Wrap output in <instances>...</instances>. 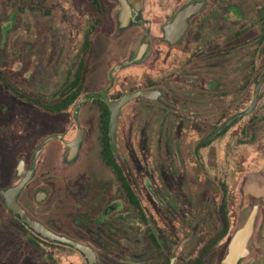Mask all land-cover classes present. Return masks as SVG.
I'll use <instances>...</instances> for the list:
<instances>
[{
  "label": "rangeland",
  "instance_id": "obj_1",
  "mask_svg": "<svg viewBox=\"0 0 264 264\" xmlns=\"http://www.w3.org/2000/svg\"><path fill=\"white\" fill-rule=\"evenodd\" d=\"M98 1L100 11L91 0H0V191L17 185L15 173L19 162L26 159L30 165L33 157L36 175L23 197L24 203L29 202L28 197L30 199L28 212L42 219L55 233L94 248L98 264H169L172 258V264H192L222 233L223 221L219 212L224 200L229 237L212 244L204 258V264H221L227 255L229 238L252 208L254 200L248 201L244 188L248 183L264 187V84L252 114L201 149L198 163L191 153L203 137L219 127L213 125L212 108L225 102L224 93L216 94L204 88L216 82L231 89L238 101L234 111L245 110L252 102L256 82L264 77V0H210L211 7L215 3L233 7V15L229 16L233 22L232 39L237 43L233 50L244 47L242 51H233L231 62L221 60V64L227 66L215 73H206L210 60H202L203 49L199 46H190L191 51L182 56L184 45L170 50L158 44V53L154 52L144 63H125L126 75H143L149 70H167L170 63L165 64L163 60L167 51H171V63L175 65L172 69H185L187 61L193 60L189 53L201 59L197 67L201 73H175V79L169 83L172 88L200 86L199 99H186L182 93L178 96L175 89L169 91V101L177 102L183 98L204 103L197 110L199 124L185 127L189 141L178 142L180 138L174 137L170 129H165L159 138L160 123L150 122L158 111L150 112L141 106L146 99H136L126 107L129 112L135 106L137 108L133 125L125 120V115L120 120L118 149L116 144L115 150H119L124 159L128 157L127 153H134L138 167L142 169L150 163L149 156L154 165H166L174 191L185 202L184 210L181 211L180 206L178 216L164 212L162 217H155L153 225L159 232L165 256L160 259L156 251L148 250L141 242L143 235L130 236L129 225L135 230L141 228L137 218L121 212V215L102 219V211L108 202L106 197L97 195L100 187L96 162L99 147L97 138H93L89 130L81 160L71 170L64 165L62 152H57L52 143L39 154L34 152L47 138L66 134L67 127L68 140L76 133L77 125L71 120L73 112L53 114L29 99L53 103L49 100L72 80L83 58L86 39L89 37L91 44L84 66L90 70L89 76L93 73L88 83L93 87L86 89L82 98L92 90L101 89L102 78L113 67H119V59L125 58L121 53L127 48L131 35L139 31L134 42L136 47L148 32L147 28L134 30L125 34L127 39L116 40L114 37L122 33L117 29L118 20L113 13L116 6L113 0ZM153 14L158 15L156 11ZM153 32L161 34L156 29ZM113 53L119 56L111 61ZM243 65L246 67L242 70ZM116 68L113 72H117ZM186 69L191 71L194 66ZM152 124L154 128H151ZM163 141L167 142V147L161 143ZM182 146L183 149L188 146L191 153L182 151L180 157L178 154L175 157L173 151L181 150ZM84 174L88 175L90 183L85 181ZM40 183H45L47 196L37 202L34 192ZM167 196L168 203L175 205V193L172 191ZM4 202L0 192V264H87L81 254L68 246L43 240L32 244L31 232L17 227V220ZM146 203L151 209L153 203ZM257 218L251 254L242 264H264V195Z\"/></svg>",
  "mask_w": 264,
  "mask_h": 264
},
{
  "label": "flooded vegetation",
  "instance_id": "obj_2",
  "mask_svg": "<svg viewBox=\"0 0 264 264\" xmlns=\"http://www.w3.org/2000/svg\"><path fill=\"white\" fill-rule=\"evenodd\" d=\"M141 2V6L138 10V23L134 24L132 26H129L125 29H120L119 21L117 22V29L122 31L120 35L115 36L114 38L122 39L125 34L128 32L134 31V30H145V28L148 29V39L150 41V45L152 50L150 51V54L148 55V58L151 55H154L158 53L157 45L160 44L164 46L165 48H170V50H173L175 48H179L180 46L184 45L182 50V56L186 52H190V46L198 47L201 50L202 54V60H210L208 61L209 70L206 71V73H215L216 70H220L222 66L226 68L227 64L222 63L221 60L228 62H231V57L233 56V51L235 50H243L244 47H235L233 50V47L237 45L235 41L232 39V29L233 22L231 18L229 17L231 14L233 15V7L231 6H222L217 5V3L214 4V6H210V0H137ZM204 1L203 7L199 12L196 14L190 16L187 19L188 27L186 30V33L183 35V37L179 40V42L175 45H172L167 39H166V32L165 28L167 26H170L174 23L177 14L180 10H182L187 5L194 3V2H202ZM113 3L115 4V8L113 13L116 15V20H118V12H119V4L116 0H113ZM148 4V9H146ZM154 11L158 13V15H154ZM153 14V15H151ZM217 19H220V21L215 22ZM160 22V23H159ZM156 29L161 34H154L153 30ZM139 32V31H137ZM137 32L133 33L132 39L129 41L127 48L124 49V51L121 53L123 54V57L119 59V67H113L107 73V76H104L102 80L100 81V84H102L101 89L92 90L90 93L83 96L81 101L85 98L84 101H78L80 98L75 101L73 104H71L66 110L60 111V112H52L47 110L45 105L47 106H60V103L54 102L51 104H45L41 102V104L34 103V105L38 106L39 108L52 112L53 114H62L67 112H73L72 113V121L74 122L77 128L76 133L73 137V139L68 140L67 136L69 135V128L67 127L64 131L66 134H57L52 137L47 138V143L42 145L41 148L35 153H40L45 149L47 145H50L51 143L54 144L55 150L58 152H62V156H65L64 152L67 149V144L70 143V141H73L79 134V131H81L83 140L80 145L78 155L75 157L74 160L67 163L65 161V158L63 160L64 165H66L69 170L73 169V165H76L79 163L82 157V147L83 143L86 141V136L89 132L92 133L93 138H97V144L99 149L97 150L96 155V162H97V168L99 170V176L98 179H100V187L97 190V195L99 194L102 198L106 197L108 204L102 211V219H107L109 217H115L116 215H121V212L125 214L128 217L131 215L138 219L139 224H141V228L138 230H135L131 225L129 228L130 236L135 237L137 234H141L142 236V243H145L148 246V250H154L156 251L159 259L164 258L162 252V243L159 239V232L155 231V227L153 225V222L155 220V217H162L164 215V212L169 213L172 216H178L179 212L184 210V203L182 199L180 198V195L175 192V188L173 183L170 181V177L167 174V171L165 170L166 165L161 167L153 164V158L149 156L150 163H146V166L138 167L137 164V158L136 155L133 153L131 155V152L127 153L128 157L124 159L122 157V153L119 152V150H115L112 147L111 138H110V117L111 112L108 107V104L106 103L104 98L97 97L98 95L104 93L106 98L110 102H114L119 100L125 93H130L138 90H156L160 92L159 100H146L147 102L140 103L141 106H145V109L147 111L155 110V112L158 111L156 116L153 118L156 125L157 123H160V134L159 138L163 136L164 130L170 129L173 132L174 137H178V142L183 140V142L189 141V136H187L186 133V125H198L200 120V113L197 112V110L200 109L201 104H204L201 101H185L183 98H181L177 102L169 101L170 95L169 91L176 92L179 96L182 93V97L184 96L186 99L187 97H191L192 99H199L200 94L202 93L200 91V86H185V87H175L172 88L169 86L170 81L175 79V73H201V70L198 69L199 67V60L197 59L196 55H191L192 62L190 63L187 61L186 68L189 66H194L193 70H187L185 69H172V66H175L173 63H171L172 55L171 51H167L166 55H164V62L170 63V66L167 70L164 71H153L149 70L146 71V73H143V75H132L131 73H127V67H125V63L129 61L131 58L133 51L135 49L134 42L137 40ZM142 33V32H141ZM142 36V35H141ZM144 37V36H143ZM124 39H127L124 37ZM132 41V42H131ZM235 43V45H234ZM176 49V50H177ZM157 51V52H156ZM126 53V54H125ZM210 53H213L212 55ZM124 54L126 56H124ZM210 54V55H208ZM200 55V54H198ZM119 54L113 53L111 55V61L117 60ZM148 58L146 60H148ZM145 60V61H146ZM245 60V59H244ZM243 62V58L241 59ZM142 64V63H141ZM178 63H176L177 65ZM181 64V63H180ZM221 64V65H220ZM140 65V64H137ZM179 65V64H178ZM115 66V65H114ZM181 67V65H180ZM246 65L242 66L245 68ZM114 68L117 72H113ZM241 70V71H242ZM126 71V72H124ZM121 72V73H118ZM154 73H163V75L154 74ZM170 73V74H169ZM93 74V73H91ZM90 76L86 73L87 80L85 82L82 94L85 92L86 89L89 87H93V85H88ZM159 75V76H158ZM139 76V77H138ZM123 78V79H122ZM195 83V81H194ZM100 85H98L96 88H98ZM121 87V88H120ZM125 89V90H123ZM210 92L214 93H224L225 94V102H219L214 105L212 108V115L214 116V126H221L224 124L228 119L233 117L234 115L244 111V109L235 110L233 108H238L237 106H234L236 104L237 98L233 97L231 89H228L227 87H223L222 85H217L216 82H213L208 86L207 88ZM139 99V98H138ZM144 99V98H141ZM136 100V99H135ZM145 100V99H144ZM134 100L130 101L126 105H124L119 113L118 117V124L116 127V133H115V140L116 144L118 142V130L120 127V120L125 115L127 122L130 125H133V116H136L138 114L136 106L132 108L129 112L126 110V107H128L130 104H132ZM246 110V109H245ZM126 111V113H125ZM150 112H148V115H150ZM153 113V112H152ZM109 116V127H108V137L110 141L111 146V152L108 151L105 148V135L103 133V122L106 116ZM155 115V114H154ZM196 116V118H194ZM150 119V116L148 117ZM243 118L237 120L235 123H238ZM71 121V122H72ZM78 122V123H77ZM171 122V123H170ZM198 122V123H197ZM170 123V124H169ZM233 123L232 125H234ZM153 124L151 125V128L153 127ZM231 125V126H232ZM166 126V127H165ZM230 126V127H231ZM170 127V128H169ZM218 127V128H219ZM229 127V128H230ZM217 128V129H218ZM229 128H227L223 133H225ZM217 129H215L210 134L203 137L197 147L195 146L192 153L189 151L190 149L186 147V149H183L184 146H182V149L180 150H174L173 153L175 157H180L182 154V151L189 152L193 155L195 158L196 163L199 162V157L201 155V149L207 147L210 145L213 141L198 147L199 144L204 141L206 138H208L211 134H213ZM222 133V134H223ZM222 134H220L218 137H220ZM129 137L131 138V135L129 134ZM217 137V138H218ZM216 138V139H217ZM155 139V138H154ZM153 140V139H152ZM162 141V140H161ZM165 147H167V142H161ZM118 149V144H117ZM34 156V154H33ZM152 159H151V158ZM178 160V159H177ZM165 161H170L165 159ZM179 161V160H178ZM83 162V161H82ZM183 162V160H182ZM25 170L22 175H18V172L16 170L15 178L17 181V184L20 183L27 175V172L30 170H33L31 178L28 180V182L24 185L21 193L19 194L17 200L18 203L21 205V207L30 214L29 208H27L30 202V199L28 197L29 202L27 201L24 203V193L27 187L34 181L35 175H36V168H35V161L32 157L30 165H28V161L25 159ZM81 164V163H80ZM183 166H181V171H183ZM79 173V170H77ZM76 176V174H74ZM83 176H86V182L90 183L88 180V175L84 174ZM40 183L37 185V190L34 192V199L37 202L43 201V199L47 196V192L44 189V184ZM175 193V199L174 202L175 205L171 206L168 203V194L170 192ZM166 195V197H165ZM32 196V195H31ZM4 198V197H3ZM99 199V197H97ZM5 201V200H4ZM146 201L152 202V207H148ZM224 202V200H223ZM222 202L220 215L223 221V231L219 235L217 239L213 241L212 244H215L219 240H222L226 237H229V222L227 218V211L225 210V203ZM5 203V202H4ZM180 206L182 207L180 211ZM7 208V207H6ZM224 208V210H223ZM8 210V209H7ZM128 210V213L126 212ZM9 211V210H8ZM10 212V211H9ZM165 213V214H166ZM11 216L17 220V227L21 226L23 228H26L31 233L29 236V239L32 244L36 245L37 243H40L43 241L51 242L47 239L42 238L40 235L36 234L33 230H31L26 224H24L20 217L18 215H14L12 212H10ZM31 215V214H30ZM32 216V215H31ZM166 216V215H165ZM34 217V216H32ZM36 220L42 222L49 230L54 231L51 226L46 224L42 219L34 217ZM183 218V217H182ZM120 219V217H119ZM125 219V218H123ZM258 219V218H257ZM257 226V221L255 225V230ZM18 227V228H19ZM55 232V231H54ZM227 232V234L224 235V233ZM71 239V238H69ZM231 237L229 238L230 241ZM74 240V239H72ZM77 241V240H74ZM79 242V241H77ZM55 243V242H51ZM81 243V242H79ZM229 243V242H228ZM84 244V243H83ZM212 244H210L207 249L204 251L203 255V263L204 264V258L209 253ZM68 246V245H65ZM72 249H74L71 246H68ZM94 249V248H93ZM77 251L81 256L85 259L86 263H88V260L85 258V256ZM95 251V249H94ZM96 253V251H95ZM97 256V254H96ZM197 258L192 264H196L199 259ZM98 258V256H97ZM173 258L169 261V264L173 263ZM244 260V259H243ZM240 261L239 264H242V261ZM98 261V259H97Z\"/></svg>",
  "mask_w": 264,
  "mask_h": 264
},
{
  "label": "water",
  "instance_id": "obj_3",
  "mask_svg": "<svg viewBox=\"0 0 264 264\" xmlns=\"http://www.w3.org/2000/svg\"><path fill=\"white\" fill-rule=\"evenodd\" d=\"M119 4V12H118V21L120 25V29H125L129 26L138 23V10L141 6V2L137 0H116ZM204 1L202 2H194L182 10L176 16L174 23L165 28L166 39L172 44L175 45L179 42V40L186 33L188 22L187 19L196 14L203 7ZM152 50L150 41L148 39V32L145 33L144 38L140 43L135 47L131 58L128 61L129 65H137L144 63L148 58L150 51ZM264 84V77L256 82L254 95L251 104L249 107L234 115L230 119H228L224 124H222L213 134H211L208 138L202 141L199 144V148L213 140H215L220 134H222L227 128H229L233 123L237 120L246 117L252 114L258 104V99L260 95V90L262 85ZM160 92L156 90H138L130 93H125L119 100L110 102L104 93L98 95L97 97L104 98L111 112L110 117V138L113 149H116V140L115 133L116 127L118 124V117L121 108L129 103L132 100L138 98H144L146 100H159ZM85 98L82 100L84 101ZM81 101V102H82ZM83 137L81 131H79L78 136L67 144V151L65 153V161L67 163L71 162L78 155V151L80 145L82 143ZM47 143V140L44 141V144ZM41 145V146H42ZM39 146L36 152L41 148ZM25 170L24 160H21L17 166L18 175H22ZM33 170L27 172L26 177L17 185L10 187L4 191H2V196L5 200V205L7 209L12 212L14 215H18L21 221L26 224L31 230H33L36 234L40 235L42 238L47 239L51 242L59 243L62 245H68L73 247L82 253L85 258L88 260L89 264H98L97 256L94 249L86 244L79 243L72 239H69L66 236H62L57 234L51 230H49L42 222L32 218L18 203V196L21 193L24 185L28 182V180L32 176ZM245 192L248 194V201L254 200L251 203V211L241 224L234 230L232 237L228 244L227 255L223 259L221 264H239L241 260L247 258L251 254V245L255 232V225L257 221V217L259 214L260 206L262 203V197L264 195V187L259 185L258 183H248L244 188Z\"/></svg>",
  "mask_w": 264,
  "mask_h": 264
},
{
  "label": "trees",
  "instance_id": "obj_4",
  "mask_svg": "<svg viewBox=\"0 0 264 264\" xmlns=\"http://www.w3.org/2000/svg\"><path fill=\"white\" fill-rule=\"evenodd\" d=\"M92 3L96 6V8L100 11L99 7V1L98 0H91ZM90 39L89 37L86 39L84 46H83V58L81 59L77 70L75 71L72 80L69 82V84L64 88L61 89L57 95L53 98H51L49 101L51 102H57L60 103V106L53 107L47 106V110L52 112H60L66 110L71 104H73L75 101H77L80 96L82 95V91L85 85V82L87 80L86 73L89 74L90 70L85 69V62L87 59V56L89 54L90 50ZM34 103L41 104V100L39 99H29ZM108 127H109V116L107 115L103 122V133L105 135V148L111 152V146L110 141L108 137ZM3 191V190H2ZM0 191V192H2ZM227 234V232L224 233V235ZM203 263V257L196 262V264H202Z\"/></svg>",
  "mask_w": 264,
  "mask_h": 264
}]
</instances>
